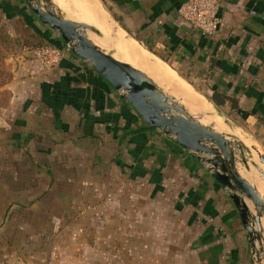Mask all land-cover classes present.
Instances as JSON below:
<instances>
[{"label":"crops","instance_id":"obj_1","mask_svg":"<svg viewBox=\"0 0 264 264\" xmlns=\"http://www.w3.org/2000/svg\"><path fill=\"white\" fill-rule=\"evenodd\" d=\"M103 1L200 95L224 93L216 110L264 151V0H219L211 35L177 16L182 0ZM0 10L62 49L44 67L23 47L0 97V264H253L229 190L207 164L147 127L24 0H0Z\"/></svg>","mask_w":264,"mask_h":264},{"label":"water","instance_id":"obj_2","mask_svg":"<svg viewBox=\"0 0 264 264\" xmlns=\"http://www.w3.org/2000/svg\"><path fill=\"white\" fill-rule=\"evenodd\" d=\"M41 22L58 32L67 49L90 62L92 68L129 103L149 128L171 133L173 140L199 161L207 164L210 176L229 190L243 229L247 233L252 263L263 251L264 197L242 176L236 164L264 176V151L247 145L234 133L218 131L201 123L170 93L162 91L143 71L127 61L114 57L112 51L95 43L88 32L100 33L93 24L67 15L53 0H24ZM222 122L231 130L229 119L218 111ZM262 264V263H260Z\"/></svg>","mask_w":264,"mask_h":264},{"label":"bare ground","instance_id":"obj_3","mask_svg":"<svg viewBox=\"0 0 264 264\" xmlns=\"http://www.w3.org/2000/svg\"><path fill=\"white\" fill-rule=\"evenodd\" d=\"M53 1L60 7V9H62L65 12V14L67 15L69 14L77 18H82L84 21H87L88 23L101 28V30H103L105 33L108 32L107 33L109 34L108 36H111L110 38L111 42L114 43L115 46L117 47L114 53H112L114 57L127 61L134 67L143 71L148 77H150L156 83V85L160 89H162V91L170 93L175 100L179 101L187 109V111H189L201 123H204L206 125H211L210 127L218 131H226V127L222 123L218 122V120L211 121V118L209 119L207 116L203 115L202 113L199 112L198 114V111H202V107H201L202 103H200L202 97L200 98L193 91L185 87H181L182 90H184L186 93V95H182L183 97L181 99L186 98L187 100H189L188 103L185 105L176 98L175 94L168 92V90L165 89V85H159L157 82L159 81V79L165 78L164 76L167 73L166 72L167 67L162 62H160L155 57H153V55L142 49L135 40L120 33L116 28L112 27L113 24L112 26H109V21H108L109 18L107 14L97 5L96 1L78 0V3L71 2L69 5L66 4L68 0H53ZM92 35L93 34H91V32H88V36L92 38ZM145 70L147 72H145ZM167 71H169V69ZM202 100L204 99L202 98ZM208 113L209 112H207V114ZM217 116L220 117L221 119L220 114H217ZM231 133L236 134L234 131H232ZM236 135L240 137V139H242L247 145H253L254 147H256L255 143L252 142L250 139L246 137H242L239 134ZM252 159L253 160L255 159L254 156L252 157ZM257 165L260 168L264 169V163L258 161ZM236 168L242 176L245 175L244 177L251 184H253L256 187L258 193L262 197H264V183H263L264 176L256 174L253 171V169H251V171H246L242 168L240 164H236Z\"/></svg>","mask_w":264,"mask_h":264},{"label":"rangeland","instance_id":"obj_4","mask_svg":"<svg viewBox=\"0 0 264 264\" xmlns=\"http://www.w3.org/2000/svg\"><path fill=\"white\" fill-rule=\"evenodd\" d=\"M94 1H96L97 5L107 14L109 18L108 19L109 26H112L113 24L112 27L116 28L120 33L128 37L131 36L128 31H125L124 29H122L120 22L115 19L116 15L111 12L110 8L105 4L103 0H94ZM71 2L78 3V0H68L66 4L69 5ZM72 17L74 19L83 20L82 18H77L75 16H72ZM97 28L100 30V33L91 32V34H93L92 40L95 43H97L100 47L104 48L105 50H109V51H112V53H114L117 47L115 46L114 43L111 42L110 40L111 36H108L109 35L107 34L108 32L105 33L103 30H101V28L99 27ZM40 43L41 41L39 42V40L36 39V37L34 36V33L30 32L29 26L24 22L23 18L20 15H13L11 18L7 19L6 16H4L2 11L0 10V97L1 98H4V96L9 91V89L7 88L8 85L11 84L12 82L14 83V79L17 76L16 64L20 60L23 61V59L25 58V54H23L22 52L23 47H28V48L30 46L36 47ZM43 43H46V42H43ZM137 44L142 49H144L146 52L150 53L140 42H137ZM153 57L158 59L160 62H162L167 67L166 72L168 74L166 73V75L164 76L165 78L159 79V81L157 82L159 85H165V89H167L168 92L175 94L176 98L186 105L189 100H187L186 98L181 99L183 97L182 95H186V93L179 86L178 82L175 81V78H176L177 80L181 81L183 84L191 88L197 96L202 97L206 102L210 103L212 108L217 112V114H219L216 108L214 107V105H212V103L207 98L200 95L198 91H195L197 90L196 88H194L195 89L194 90L172 68H169L165 62H163L162 60H160L154 55ZM168 69L169 71H167ZM145 72L147 71L145 70ZM202 88L205 89V87H202ZM199 112L202 113V111H198V114ZM223 124L226 127V131H223V132L231 133L232 131H234L236 134H239L242 137L248 138L245 134H242L239 130L233 129V128L231 130L225 123ZM254 158H255V161L258 162L256 155H254ZM240 165L242 166V164ZM249 166L251 169H253V171L256 174L258 173L251 164ZM242 168L244 169L243 166ZM260 263L264 264V242H263V251L259 252L257 258H254V264H260Z\"/></svg>","mask_w":264,"mask_h":264},{"label":"built area","instance_id":"obj_5","mask_svg":"<svg viewBox=\"0 0 264 264\" xmlns=\"http://www.w3.org/2000/svg\"><path fill=\"white\" fill-rule=\"evenodd\" d=\"M219 0H182L176 7L177 16L201 34H213L220 23ZM62 49L52 43H44L33 48L38 62L49 67L56 64Z\"/></svg>","mask_w":264,"mask_h":264},{"label":"trees","instance_id":"obj_6","mask_svg":"<svg viewBox=\"0 0 264 264\" xmlns=\"http://www.w3.org/2000/svg\"><path fill=\"white\" fill-rule=\"evenodd\" d=\"M31 32V31H30ZM34 36L36 37V39L39 40V42L41 41V43L39 45H42L44 44L43 43V39L40 37V35H38L37 33L34 34ZM37 45V46H39ZM208 100L211 101V103L216 107L218 108L222 103H223V100L225 98V94L224 93H221L217 90H212V93L211 95H205L203 94ZM232 106L235 105V103L233 101H231L230 103Z\"/></svg>","mask_w":264,"mask_h":264}]
</instances>
